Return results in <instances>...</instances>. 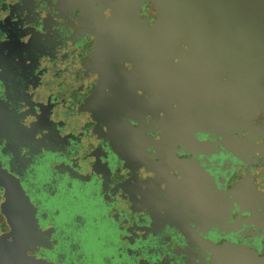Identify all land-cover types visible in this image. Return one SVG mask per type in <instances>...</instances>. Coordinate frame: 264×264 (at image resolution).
<instances>
[{"label": "flooded vegetation", "instance_id": "af4514ba", "mask_svg": "<svg viewBox=\"0 0 264 264\" xmlns=\"http://www.w3.org/2000/svg\"><path fill=\"white\" fill-rule=\"evenodd\" d=\"M158 12L0 0V264H264L260 33Z\"/></svg>", "mask_w": 264, "mask_h": 264}, {"label": "water", "instance_id": "95a60500", "mask_svg": "<svg viewBox=\"0 0 264 264\" xmlns=\"http://www.w3.org/2000/svg\"><path fill=\"white\" fill-rule=\"evenodd\" d=\"M150 1L159 8L158 25L153 27V31L161 29L164 33L183 35L205 25L222 27L229 35L245 31L252 35L255 28L254 31L258 29L260 33V43H264V0H121L137 5ZM208 19L212 21L207 23ZM183 38L179 37L180 40Z\"/></svg>", "mask_w": 264, "mask_h": 264}]
</instances>
